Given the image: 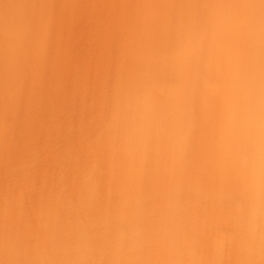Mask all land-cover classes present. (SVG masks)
<instances>
[{
    "label": "rangeland",
    "instance_id": "1",
    "mask_svg": "<svg viewBox=\"0 0 264 264\" xmlns=\"http://www.w3.org/2000/svg\"><path fill=\"white\" fill-rule=\"evenodd\" d=\"M262 10L0 0V264H264Z\"/></svg>",
    "mask_w": 264,
    "mask_h": 264
},
{
    "label": "bare ground",
    "instance_id": "2",
    "mask_svg": "<svg viewBox=\"0 0 264 264\" xmlns=\"http://www.w3.org/2000/svg\"><path fill=\"white\" fill-rule=\"evenodd\" d=\"M261 16L264 17V10H262L260 12ZM183 44V45H182ZM182 45V46H181ZM177 51H180L181 54H186L188 52V50L190 49V46H189V41L188 40H185V42L183 43V41L179 42L178 43V46L176 47ZM259 109V108H258ZM255 110V108H254ZM186 113L188 114V116L190 117H193L196 115V111L195 109H192L190 111H187L186 110ZM259 119L262 121L264 119V116L263 114H260L259 115ZM170 128H169V131L170 133L173 134V146H175V144L179 145L182 141V128H181V125H177L175 123H171L169 124ZM260 135L264 138V130L263 132L260 131ZM233 144V145H232ZM235 145H241L240 144V136H239V133H236L232 140H230V146H229V150L228 151H225L224 152V155H231L234 151L233 147L232 146H235ZM175 160L177 161L178 157H174ZM235 181V176L234 175H226L225 176V183L229 182V183H233ZM131 187V186H128V184L125 185V187ZM126 187V190H128ZM130 206V212L131 214L134 215V218L140 222L137 214H138V211H137V208L135 206V204L133 203H129L128 204ZM140 213V212H139ZM253 213L255 215V220L253 222V225H255L256 227H260L262 226V223H263V220H264V212H260V211H257V209H253ZM161 214H165V213H161ZM155 215H158V214H155ZM257 215V216H256ZM147 217H148V220L150 219V214H147ZM144 222H147V221H144ZM140 224V223H139ZM193 224V223H192ZM144 225H149V223H146ZM183 238L184 240L187 242L188 245H197V240H196V234H195V226H190L189 229H187L186 232H183ZM260 238L263 240L264 239V234L261 233V236ZM195 243V244H194ZM219 246V242L215 241V244H214V247H218Z\"/></svg>",
    "mask_w": 264,
    "mask_h": 264
}]
</instances>
